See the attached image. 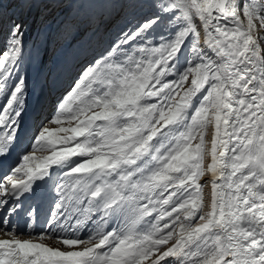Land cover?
I'll use <instances>...</instances> for the list:
<instances>
[{"label": "snow or ice", "instance_id": "snow-or-ice-1", "mask_svg": "<svg viewBox=\"0 0 264 264\" xmlns=\"http://www.w3.org/2000/svg\"><path fill=\"white\" fill-rule=\"evenodd\" d=\"M0 45V264H264V0H0Z\"/></svg>", "mask_w": 264, "mask_h": 264}, {"label": "rangeland", "instance_id": "rangeland-1", "mask_svg": "<svg viewBox=\"0 0 264 264\" xmlns=\"http://www.w3.org/2000/svg\"><path fill=\"white\" fill-rule=\"evenodd\" d=\"M37 5H38V7H37ZM36 7L38 10V8L41 6H40V4H35L31 7V10L25 9L23 12V18L26 20L27 23L32 25V27L36 30H39L41 27H44V26H48V27L54 29L55 28V22H58V20L63 17V15H62L58 18V20H54V16L57 14V13H55L51 18L45 19L47 21L44 23V21H41L42 20L41 15L38 16V12H36V13L33 12L36 10ZM51 10H52V8H49V11L48 10L44 11V14L49 15ZM19 11H20V9L17 5H15V4H9L8 5L7 12L9 15L13 14L14 12H19ZM0 48H2V45H0ZM65 48H67L65 46V43L63 41H58V40H54L49 47L50 58H52V59L58 58L60 63H61V67L63 66L64 59L70 57V55H68L64 52ZM69 59L71 60V58H69ZM71 61H73V60H71ZM51 67H52V64L49 63L48 68H51ZM33 77H34L33 72H29L28 73L29 81H32Z\"/></svg>", "mask_w": 264, "mask_h": 264}, {"label": "bare ground", "instance_id": "bare-ground-1", "mask_svg": "<svg viewBox=\"0 0 264 264\" xmlns=\"http://www.w3.org/2000/svg\"><path fill=\"white\" fill-rule=\"evenodd\" d=\"M65 6V5H64ZM63 7V6H62ZM62 7H57L58 9H60V8H62ZM56 7L55 8H52V10L50 11V13L54 10V9H56V10H58ZM207 192H208V189H205V193L207 194Z\"/></svg>", "mask_w": 264, "mask_h": 264}]
</instances>
